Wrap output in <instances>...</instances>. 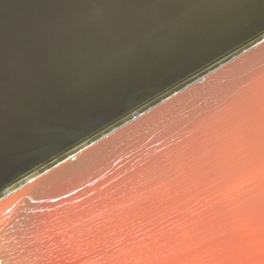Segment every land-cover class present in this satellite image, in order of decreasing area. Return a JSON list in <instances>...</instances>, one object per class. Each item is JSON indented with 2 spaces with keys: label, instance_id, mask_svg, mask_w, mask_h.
Returning a JSON list of instances; mask_svg holds the SVG:
<instances>
[{
  "label": "water",
  "instance_id": "95a60500",
  "mask_svg": "<svg viewBox=\"0 0 264 264\" xmlns=\"http://www.w3.org/2000/svg\"><path fill=\"white\" fill-rule=\"evenodd\" d=\"M0 264H264V0H0Z\"/></svg>",
  "mask_w": 264,
  "mask_h": 264
}]
</instances>
